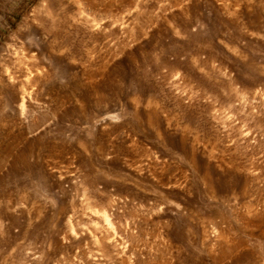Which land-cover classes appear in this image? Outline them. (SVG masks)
I'll return each mask as SVG.
<instances>
[{"label":"rangeland","instance_id":"obj_1","mask_svg":"<svg viewBox=\"0 0 264 264\" xmlns=\"http://www.w3.org/2000/svg\"><path fill=\"white\" fill-rule=\"evenodd\" d=\"M80 1L0 0V264H200L193 238L235 231V197L264 193L259 0ZM130 59L151 65L135 104L113 80L137 77ZM120 106L134 118L101 119ZM85 185L127 226L111 260L89 258L107 224L86 214Z\"/></svg>","mask_w":264,"mask_h":264},{"label":"clouds","instance_id":"obj_2","mask_svg":"<svg viewBox=\"0 0 264 264\" xmlns=\"http://www.w3.org/2000/svg\"><path fill=\"white\" fill-rule=\"evenodd\" d=\"M42 2L46 8L50 0H42ZM72 2L73 0H68V3ZM238 2L246 3L249 6L257 5V0H238ZM259 9L264 12V0H259ZM44 15L48 16V18L52 20V27L55 29L59 17L57 16L53 18L48 12H45ZM101 23H103V21H101ZM253 35H255V33H253ZM35 39L40 43L46 42V38L45 40H41L39 36H36ZM69 40H71V37H69ZM129 46L135 47L131 40H129ZM140 55L142 56L143 52H141ZM153 58H155V54H153ZM130 62L137 71V77L131 81H128L127 83L118 81L116 77H113V80L116 81L114 86L117 88V90H122L124 93H126L132 100V103L135 104L136 97L140 93L142 84L147 83V81L144 79V73L146 71H151V65L143 63L142 61H133L131 59ZM93 67H95V65H93ZM75 71L79 70L72 67L64 68V72L67 74L68 84L66 95L70 98L77 88V84L71 79L72 73ZM96 75H100V73H96ZM260 75L264 76V72H261ZM180 76L181 74L177 72L174 75V79H179ZM191 95L192 97H195L198 94L192 93ZM259 95L264 98V89L260 91ZM69 103L71 104V109L69 110L71 113H76L78 115L81 114V109L84 107L82 95L78 94L74 99H70ZM147 106H152L151 98H149ZM27 107L28 102L24 101L21 104V108L26 109ZM137 107L139 106L137 105ZM155 107L160 108L161 104L157 103ZM5 111H7V109ZM0 115H2V113H0ZM24 115L25 113L21 111L20 116L24 117ZM82 118L83 117L81 115V119ZM133 118L134 114L129 113L124 106H120L117 110L114 112H109L101 119L105 121L110 120L114 124H119L124 120H132ZM98 122L99 121H97V123ZM185 123L189 122L186 121ZM243 135L247 137L252 135V133L250 131H245ZM89 139H91V137H89ZM262 139H264V137H262ZM235 143L236 141H232V144ZM252 143H256L255 139H253ZM261 157H264V151L261 152ZM261 162L264 163V160ZM228 179L230 178H225L226 181ZM262 179H264V177H262ZM261 187L264 188V184H262ZM236 191L239 192L240 190L236 189ZM175 207L179 208L180 205L177 204ZM234 210L240 217V224L235 231H229V233L224 236H222L220 232H215L214 239H212L211 243L207 246H200V241L196 238H193L192 243L193 245L197 246L196 252L199 254L200 264H264V193L260 194V199H257L256 194L251 192H249L247 195L240 193L237 197H235ZM158 211L163 212L164 206H161ZM99 215H101L104 219L105 223L107 224V228L103 227L99 223L92 225V227H94L99 233V236L94 237V243L97 251L91 252L89 258L111 260L110 256H105L104 254L102 241L104 243H114L117 239V237L114 235L116 228L112 225L111 220L109 219L106 212H101ZM68 223L71 225L72 220L69 219ZM120 227L126 228L127 226L120 225ZM109 229L111 230L112 234H107L109 233ZM71 234L73 236L77 235L75 230H73ZM120 247L123 251L115 252L114 255L122 256L125 252H127L129 242L125 240L124 243L120 245Z\"/></svg>","mask_w":264,"mask_h":264},{"label":"bare ground","instance_id":"obj_3","mask_svg":"<svg viewBox=\"0 0 264 264\" xmlns=\"http://www.w3.org/2000/svg\"><path fill=\"white\" fill-rule=\"evenodd\" d=\"M78 1H80V0H78ZM85 2V1H84ZM79 3H82V1H80ZM86 3H88V2H85V6L84 7H88L87 6V4ZM82 5V4H81ZM84 5V4H83ZM85 9V8H84ZM90 11V12H92L91 11V9H85V11ZM49 11V10H48ZM50 11H51V9H50ZM52 12V11H51ZM95 21V20H94ZM94 21H92V22H94ZM93 26V25H92ZM43 70H44V68H43ZM195 86V85H194ZM226 86V85H225ZM232 87V86H231ZM234 88V87H233ZM232 88V89H233ZM236 89V88H235ZM239 89V88H238ZM244 89V88H243ZM234 90V89H233ZM230 91V90H229ZM228 91V92H229ZM238 91V90H237ZM230 93H231V91H230ZM238 94L239 95H237L236 94V92L234 91V94L233 95H237V96H243V98H244V95L246 94V96L248 95V93H245V90H241V91H238ZM216 96V95H215ZM236 96V97H237ZM242 98V99H243ZM24 100H25V98H24ZM258 121V120H257ZM258 126L259 127H264V122H263V120L262 121H259V124H258ZM94 187V186H93ZM83 194H84V197H85V210L87 211L86 212V214L87 213H89V214H91L92 213V215L95 213V214H97V215H99V213H101V212H106L107 213V215H108V217H109V219L111 220V223H112V225L114 226L115 224H117V225H120V223L118 222V220H119V217L117 216V213L114 211V209H113V206H112V202H108V203H101V202H99L98 201V199H97V196H96V194H94V192H93V188H92V186H90V185H85L84 187H83ZM110 201V200H109ZM83 204H84V202H83ZM95 207H99L100 209L99 210H97ZM82 209H83V207H82ZM83 213H85V212H83ZM85 214V215H86ZM88 214V216H90ZM87 216V217H88ZM100 217H101V219L103 220V223L105 222L104 221V219L102 218V216L101 215H99ZM106 224V223H105ZM74 230V228H73V226L71 227V233H72V231ZM90 231V230H89ZM77 233V232H76ZM94 233V232H93ZM92 233V234H93ZM108 234V233H107ZM106 234V235H107ZM220 234L222 235V236H224V233L222 232V231H220ZM133 236V235H132ZM131 236V237H132ZM95 237H96V235H95ZM133 238V237H132ZM133 240V239H132ZM137 241V240H136ZM102 244H103V249H104V254H105V256H109V254H107V253H109L110 251H109V247L107 246V243H104L103 241H102ZM117 245H115V247H116ZM119 246V245H118ZM117 248V247H116ZM95 251V250H94Z\"/></svg>","mask_w":264,"mask_h":264}]
</instances>
